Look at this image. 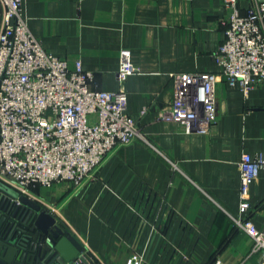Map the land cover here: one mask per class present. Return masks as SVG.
Instances as JSON below:
<instances>
[{
  "label": "crops",
  "instance_id": "obj_1",
  "mask_svg": "<svg viewBox=\"0 0 264 264\" xmlns=\"http://www.w3.org/2000/svg\"><path fill=\"white\" fill-rule=\"evenodd\" d=\"M250 2L238 0L240 9ZM22 12L45 51L70 68L79 59L92 72L94 90L121 87L122 49L138 68L123 87L126 112L146 140L116 147L78 187L58 182L27 193L69 229L90 263L125 264L139 248L143 264H259L231 215L238 213L241 154L264 153V86L244 94L219 76L217 119L207 133L162 116L174 101L176 75L219 73L214 54L224 40V0H22ZM160 200L171 209L164 242L151 223ZM249 202L248 216L264 232L263 172L250 185ZM166 246H179L186 258L169 263L158 255Z\"/></svg>",
  "mask_w": 264,
  "mask_h": 264
},
{
  "label": "built area",
  "instance_id": "obj_2",
  "mask_svg": "<svg viewBox=\"0 0 264 264\" xmlns=\"http://www.w3.org/2000/svg\"><path fill=\"white\" fill-rule=\"evenodd\" d=\"M224 6V40L214 54L219 73L176 75L174 101L162 113L189 131L207 133L216 121L219 76L244 94L264 86V1L251 0L245 11L238 0H224ZM137 71L129 51L122 49L117 70L121 87L92 89L93 74L79 59L70 68L44 50L28 27L22 0H0V181L27 197L33 185L69 182L78 187L116 147L136 138L146 140L136 119L126 112L123 83ZM238 170V213L231 218L250 237L252 252L259 253V264H264V232L248 216L250 185L264 173V153H242ZM48 207L57 211L55 205ZM170 214L161 200L153 206L152 229L159 241L164 242ZM178 247L166 246L158 255H165L169 263L178 257L183 261L186 255ZM145 257L134 248L125 264H143Z\"/></svg>",
  "mask_w": 264,
  "mask_h": 264
},
{
  "label": "water",
  "instance_id": "obj_3",
  "mask_svg": "<svg viewBox=\"0 0 264 264\" xmlns=\"http://www.w3.org/2000/svg\"><path fill=\"white\" fill-rule=\"evenodd\" d=\"M83 250L52 213L0 181V264H90Z\"/></svg>",
  "mask_w": 264,
  "mask_h": 264
},
{
  "label": "trees",
  "instance_id": "obj_4",
  "mask_svg": "<svg viewBox=\"0 0 264 264\" xmlns=\"http://www.w3.org/2000/svg\"><path fill=\"white\" fill-rule=\"evenodd\" d=\"M90 264H95V263H90Z\"/></svg>",
  "mask_w": 264,
  "mask_h": 264
}]
</instances>
